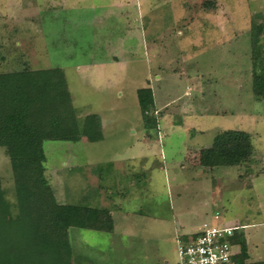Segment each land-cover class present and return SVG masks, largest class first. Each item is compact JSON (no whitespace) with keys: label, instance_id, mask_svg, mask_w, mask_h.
Segmentation results:
<instances>
[{"label":"rangeland","instance_id":"1","mask_svg":"<svg viewBox=\"0 0 264 264\" xmlns=\"http://www.w3.org/2000/svg\"><path fill=\"white\" fill-rule=\"evenodd\" d=\"M253 26L264 45V0H0V74L58 68L75 108L79 140L43 142L56 202L112 214V233L68 230L71 264H178V241L216 214L220 224L249 225L250 260H264ZM140 88L153 91L157 131L143 128ZM93 114L100 137L84 129ZM224 130L250 136L252 160L200 167L198 152ZM0 188L16 214L3 148Z\"/></svg>","mask_w":264,"mask_h":264},{"label":"trees","instance_id":"2","mask_svg":"<svg viewBox=\"0 0 264 264\" xmlns=\"http://www.w3.org/2000/svg\"><path fill=\"white\" fill-rule=\"evenodd\" d=\"M262 31L261 26L251 29L252 74L256 83L253 90L259 98L264 97V45L258 42ZM136 97L144 128L155 129L156 123H150L152 90L140 88ZM84 129L99 136L100 118L87 115ZM148 135L146 132V138ZM79 136L66 78L60 69L26 68L0 74V148L9 158L17 199V213L13 214L0 188V264H71L68 230H90L92 214L85 205L56 202L44 174L43 142H77ZM198 154L199 166L213 170L249 163L254 149L246 132L224 130ZM242 230L234 231L231 237L238 247L233 262L264 264V260H250Z\"/></svg>","mask_w":264,"mask_h":264},{"label":"built area","instance_id":"3","mask_svg":"<svg viewBox=\"0 0 264 264\" xmlns=\"http://www.w3.org/2000/svg\"><path fill=\"white\" fill-rule=\"evenodd\" d=\"M218 214L211 222H204L200 230L186 240L178 241V264H235L232 257L238 247L231 241L241 226H226Z\"/></svg>","mask_w":264,"mask_h":264},{"label":"crops","instance_id":"4","mask_svg":"<svg viewBox=\"0 0 264 264\" xmlns=\"http://www.w3.org/2000/svg\"><path fill=\"white\" fill-rule=\"evenodd\" d=\"M53 12H54V10H53ZM48 13H50V14L52 13L51 12V8L48 10V12L46 14H48ZM73 109L75 111L74 107H73ZM154 111H157V110H154ZM101 128H102V124H101ZM101 128H100V133L102 132ZM143 128H144V126H143ZM157 129H158V125L156 124L155 130L157 131ZM91 133L96 134L94 132H91ZM144 141L149 144L150 141H151V135L149 134L148 138H146V136H145ZM110 193H111V189H110ZM87 207L90 209V213L92 214V227H91L90 230H96V231L107 232V233L108 232L112 233L114 231V222H113V219H112V214H111V212L108 209L103 208V209H100V210H95L92 207H89V206H87ZM222 225H226V226H242L243 230L245 228H247V226H249V225L244 224V223H234V224L231 223V224H228V223H225V222H223ZM247 243H248V241H247ZM252 256L256 257V253H251V257ZM254 260H255V258H254Z\"/></svg>","mask_w":264,"mask_h":264}]
</instances>
